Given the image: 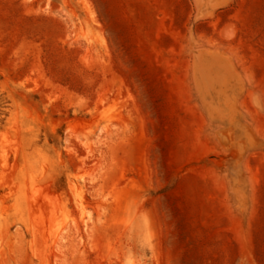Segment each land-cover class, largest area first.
Here are the masks:
<instances>
[{
    "label": "rangeland",
    "instance_id": "374dc122",
    "mask_svg": "<svg viewBox=\"0 0 264 264\" xmlns=\"http://www.w3.org/2000/svg\"><path fill=\"white\" fill-rule=\"evenodd\" d=\"M0 264H264V0H0Z\"/></svg>",
    "mask_w": 264,
    "mask_h": 264
}]
</instances>
